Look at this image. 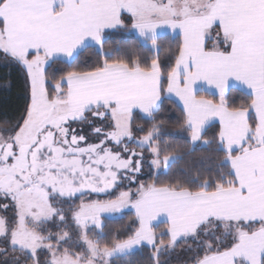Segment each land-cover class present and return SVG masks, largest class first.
Masks as SVG:
<instances>
[{
    "label": "snow or ice",
    "instance_id": "6c2138e0",
    "mask_svg": "<svg viewBox=\"0 0 264 264\" xmlns=\"http://www.w3.org/2000/svg\"><path fill=\"white\" fill-rule=\"evenodd\" d=\"M0 64L26 84L0 127V264H115L143 245L152 264L180 245L179 264H264V0H0ZM196 144L216 145L215 169L172 176Z\"/></svg>",
    "mask_w": 264,
    "mask_h": 264
},
{
    "label": "trees",
    "instance_id": "16d2710c",
    "mask_svg": "<svg viewBox=\"0 0 264 264\" xmlns=\"http://www.w3.org/2000/svg\"><path fill=\"white\" fill-rule=\"evenodd\" d=\"M130 27V24H129ZM107 41L114 49H119L123 54L131 55V48L135 47L142 56H150L152 53L150 49L140 42L138 36L131 31L127 30H115L107 33ZM179 37L175 34H169L167 37V43L171 44L174 48L178 43ZM96 57L94 48L89 47L80 53L81 62L93 61ZM165 57V53L161 52V58ZM8 68L0 64V127L7 126V122H10L18 113L23 109L26 102V84L24 72L20 68L11 69V77H7L6 73ZM11 81L10 87H4L8 81ZM207 95L208 93H204ZM239 93L234 91L233 96H238ZM171 108L168 112L166 123L169 125V129L173 130L178 126V123L183 119V113L181 109L175 104L167 105ZM138 124H144L145 121L142 118H138ZM219 131V124L214 123L211 125L206 133V138L211 139ZM165 139H177L182 141V137L166 136ZM193 151L191 153L185 152V154L178 161L172 162V176H180L181 178L187 175L201 172L207 174L215 169L216 161L212 158L218 156L219 153L215 151L216 145H204L196 144L189 145ZM187 168L188 172H184ZM162 178H167L162 174ZM146 179V178H145ZM105 198V197H100ZM132 213H128L127 217L121 218L119 216L107 217V231L119 229L129 223ZM165 225L161 224V227ZM159 230V229H158ZM167 237L165 241L167 242ZM188 243H191L189 241ZM184 245L178 246L174 251L165 253L160 257L165 264H179V262L186 258L187 253L182 251ZM115 264H152L151 249L148 245L140 246L131 253L118 257Z\"/></svg>",
    "mask_w": 264,
    "mask_h": 264
},
{
    "label": "crops",
    "instance_id": "0c3cea01",
    "mask_svg": "<svg viewBox=\"0 0 264 264\" xmlns=\"http://www.w3.org/2000/svg\"><path fill=\"white\" fill-rule=\"evenodd\" d=\"M110 31H112V30H110ZM134 34H136L137 35V33H135V32H133ZM138 36V35H137ZM215 123H218V121L217 122H215ZM219 124V123H218ZM162 219V218H161Z\"/></svg>",
    "mask_w": 264,
    "mask_h": 264
},
{
    "label": "rangeland",
    "instance_id": "374dc122",
    "mask_svg": "<svg viewBox=\"0 0 264 264\" xmlns=\"http://www.w3.org/2000/svg\"><path fill=\"white\" fill-rule=\"evenodd\" d=\"M110 217H115V216H110ZM139 247H140V246H139ZM139 247H137V248H139ZM137 248H136V249H137Z\"/></svg>",
    "mask_w": 264,
    "mask_h": 264
}]
</instances>
